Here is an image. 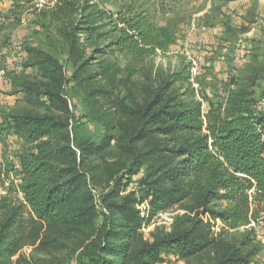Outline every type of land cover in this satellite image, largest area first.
<instances>
[{
    "label": "trees",
    "instance_id": "16d2710c",
    "mask_svg": "<svg viewBox=\"0 0 264 264\" xmlns=\"http://www.w3.org/2000/svg\"><path fill=\"white\" fill-rule=\"evenodd\" d=\"M126 7L131 10L132 4ZM112 17L88 9L69 32L66 62L77 83L91 82L111 71V64L93 62L106 57L107 45L94 47L86 56L80 37L95 41L107 24L96 22L103 18L111 22ZM119 22L134 34L124 32L113 45L130 41L131 47L142 44L163 50L172 43L166 28H141L143 21L133 11L127 18L118 16L114 25ZM34 53L32 65L40 79L24 83L21 91L28 101L34 97L41 102L46 112L15 116L8 127L24 140L25 147L19 157V182L10 185L16 197L8 202L5 196L0 198V210L7 212L0 222V264H7L3 261L15 255L27 238L37 241L43 228L39 244L62 249L77 232L95 225L96 237L84 245L87 264H163L165 256L188 261L218 247L212 222L203 220L199 210L177 216L171 231L153 234L152 241L144 239L142 232L153 215L187 200L196 202L211 221L219 220L222 229L233 230L256 221L258 212L251 209L250 195L264 204V111L255 110L247 88L231 90L226 105L204 113L194 99L188 68H181L167 74L142 102L123 103L122 113L134 123L128 134L117 138L104 134L96 142L81 124L70 122L64 65L48 53ZM93 63L98 69H93ZM95 95L107 97L109 92L96 87L84 99ZM113 140L134 158L101 195L98 205L84 165ZM139 143L148 144V149L143 150ZM141 168L139 198L134 191L121 194L122 180L131 179ZM147 199L150 216L144 223L136 204ZM218 203L224 207L218 209ZM249 245L246 237L230 251L217 249L215 264H251L255 248L245 253Z\"/></svg>",
    "mask_w": 264,
    "mask_h": 264
},
{
    "label": "rangeland",
    "instance_id": "374dc122",
    "mask_svg": "<svg viewBox=\"0 0 264 264\" xmlns=\"http://www.w3.org/2000/svg\"><path fill=\"white\" fill-rule=\"evenodd\" d=\"M127 4H132L131 10ZM88 9L113 15L111 22L107 18L96 22L100 26L107 23L101 29V37L93 42L80 37L87 48L86 56L91 55L94 47L107 45L106 57L93 62L109 63L112 68L91 82L79 84L71 78L73 69L66 62L68 36ZM132 11L141 17V28L147 25L153 30L166 28L172 43L163 50L142 44L131 47L130 41L123 46L111 44L124 32L134 34L123 23L114 25L118 16L127 18ZM35 50L54 56L64 65L68 78L64 93L70 105V122L81 124L96 142L104 134L115 138L128 134L134 123L122 113V105L142 102L167 74L184 67L189 70L194 99L201 103L204 113L211 107L226 105L230 91L241 87L252 93L255 110L264 111V0H0V198L5 196L7 202L16 197L10 185L11 181L19 182V157L25 147L24 140L8 128L11 120L23 113L46 112L41 102L34 97L28 101L21 91L24 83L40 79L38 69L32 65ZM93 69H98L96 63ZM96 87L107 90L109 95L84 99ZM139 147L146 150L148 144L139 143ZM133 158L113 140L101 154L86 160L89 186L98 205L101 195L125 172ZM142 170L131 179L122 180L121 194L134 191L139 198ZM149 201L136 204L144 223L150 216ZM250 202L251 209L258 212L256 221L233 230L222 229L219 220L211 221L208 214L202 215L196 202L187 200L153 215L143 225V236L152 241L153 234L170 232L177 216L188 214L190 209L194 210L191 215L199 210L203 220L212 222L218 247H210L188 261L165 256L167 262L163 264H215L217 249L230 251L246 237L250 245L244 249L245 253L255 248L251 264H264V204L252 193ZM223 207L224 203L217 204L218 209ZM6 214L0 210V222ZM97 227L77 232L64 242L62 249L39 244L43 228L37 241L27 238L15 255L3 262L87 264L84 245L96 237Z\"/></svg>",
    "mask_w": 264,
    "mask_h": 264
}]
</instances>
